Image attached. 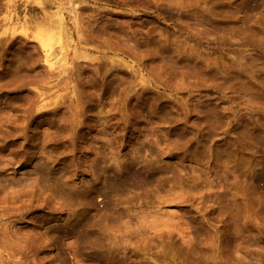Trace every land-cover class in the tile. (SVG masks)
Masks as SVG:
<instances>
[{
	"label": "rangeland",
	"instance_id": "1",
	"mask_svg": "<svg viewBox=\"0 0 264 264\" xmlns=\"http://www.w3.org/2000/svg\"><path fill=\"white\" fill-rule=\"evenodd\" d=\"M0 264H264V0H0Z\"/></svg>",
	"mask_w": 264,
	"mask_h": 264
},
{
	"label": "bare ground",
	"instance_id": "2",
	"mask_svg": "<svg viewBox=\"0 0 264 264\" xmlns=\"http://www.w3.org/2000/svg\"><path fill=\"white\" fill-rule=\"evenodd\" d=\"M46 47H47V46H46ZM49 47H50V46H48V48H49ZM53 51H54V50H53ZM51 52H52V47H51V49L47 52L48 55H49L48 57H50L51 55H53V54H51ZM47 53H46V54H47ZM54 55H55V53H54ZM51 57H52V56H51ZM51 57L48 58V59H51ZM51 60H53V59H51ZM51 60H50V61H51ZM54 63H55V62H54ZM51 64H52V62H51ZM54 66H55V65H54ZM51 67H53V66H51Z\"/></svg>",
	"mask_w": 264,
	"mask_h": 264
}]
</instances>
